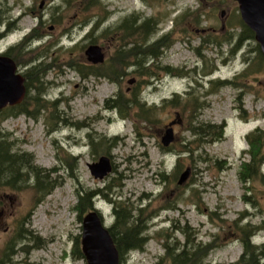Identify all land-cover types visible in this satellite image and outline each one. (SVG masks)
Masks as SVG:
<instances>
[{
  "label": "rangeland",
  "instance_id": "obj_1",
  "mask_svg": "<svg viewBox=\"0 0 264 264\" xmlns=\"http://www.w3.org/2000/svg\"><path fill=\"white\" fill-rule=\"evenodd\" d=\"M134 13L159 21L160 30L150 43L170 33L166 41L171 46L157 64L176 69V76L152 68L156 72L153 77L128 73L117 83L106 76L83 78L69 65L87 64L86 48L98 44L104 48L110 67L123 35L116 33L117 27ZM1 16L6 25L16 22L17 29L0 40V54L38 28L41 41L28 47L34 52L13 59L24 74L26 61L44 52L49 68L44 77L45 107L39 117H8L0 127L9 134L15 151L33 154L35 163L44 169H61L53 174L58 176L57 187L38 205L33 181L20 191L0 189V264H87L73 255L75 238L82 233L76 209L78 190L106 188L114 182L121 184L113 189L114 197L120 196L130 207L146 208L142 218L149 227L145 250L130 252L121 264H155L165 254L167 242L172 246L186 242L182 228L190 230L196 243L217 240L218 247L204 263L238 261L244 248L233 222L264 226V183H252L254 202L247 203L244 196L250 195V190L239 178L240 165L249 158L244 153L247 134L256 128L264 130V65L254 51L259 44L255 39L246 40L233 51L241 33L238 2L0 0V21ZM99 20L102 23L91 34ZM220 80L235 83L217 85ZM134 90L140 91L147 108H153L151 121L136 116L121 119L117 111L107 107V99L118 92L128 98ZM35 94L36 89L31 95ZM176 95L201 103L197 122L224 124L223 139L193 154L183 153L184 145L194 139L189 131L194 107L184 110L164 104V99ZM54 100L60 101L54 105ZM28 106L36 112L35 101L30 100ZM176 117L180 123L174 126V150L164 151L161 137ZM113 138H118L117 144L110 148ZM66 153L76 159L66 161ZM101 156L110 157L113 170L104 179H96L89 165ZM207 157L212 161H201ZM187 167L192 174L179 185V176ZM261 172L264 174V165ZM95 204L111 227L115 222L112 203L100 195ZM24 229L35 238L28 235L15 240ZM252 238L255 244L264 243V230ZM13 241L17 253L9 258Z\"/></svg>",
  "mask_w": 264,
  "mask_h": 264
},
{
  "label": "trees",
  "instance_id": "obj_2",
  "mask_svg": "<svg viewBox=\"0 0 264 264\" xmlns=\"http://www.w3.org/2000/svg\"><path fill=\"white\" fill-rule=\"evenodd\" d=\"M102 23V20L96 24L91 34ZM241 26V33L238 34V41L233 51L238 50L246 40L255 39L254 32L239 19ZM17 29V23L12 22L8 25L2 20L0 21V40L7 34ZM38 28H34L31 33L27 34L24 39L9 47L5 55L16 58L19 55L28 56L34 52L33 49L28 47L34 42H39L42 39V34L39 33ZM160 30L159 21L155 17H145L143 14L134 13L126 17L122 23L117 27L116 33H122L120 43L116 47L115 56L113 58V64L107 67V62L103 64L93 65L82 64L77 66L72 63L71 67L76 69L83 78L89 76L100 77L106 76L113 82H121V79L128 73H135L138 76H150L156 75V72L152 68L161 69L168 75L173 74L176 69L170 66H160L158 61L163 57L165 50L171 46L169 41H166L170 33H166L160 36L158 39L150 43L151 37L158 33ZM110 33L106 30L105 33ZM227 41V40H226ZM227 42L231 43V40ZM217 45H222L219 43ZM28 49V50H27ZM254 51H258L261 64L264 65V58L261 57L260 45L256 44ZM41 52V51H40ZM41 52L39 55H35L26 61L28 65L27 70L23 74L26 78L27 96L25 100L16 106H9L3 110H0V125L4 119L8 117H14L21 114L33 116L38 118L42 107H45L43 97L45 96L46 89L44 88V77L47 73L49 66L46 64ZM152 60V63L148 64ZM128 69H132L130 72ZM250 68L245 70L243 74L248 73ZM211 74V73H210ZM182 75V74H177ZM214 84V81L210 82ZM217 85L231 84L235 82H229V80L218 81ZM36 89L37 94L31 95ZM210 93L209 91L207 94ZM33 100L37 103L36 112H32L29 109L28 103ZM60 100H54L53 104L57 105ZM164 104L177 105L187 110L190 106L194 107L193 117L189 120V131L194 137L193 141H188L184 148L181 150L183 153L191 154L196 151L203 150L208 143H214L220 141L224 137V124L218 125L213 123L197 122L201 103L196 98L181 100L179 95H176L172 99H164ZM106 105L110 109H114L118 112L122 119H126L129 116H136L143 121H151L153 116V108H147L145 102H141L140 91L134 90L129 93V97L122 91L118 92L114 98H109L106 101ZM136 112H132L133 109ZM248 142V149L244 151L248 155V159L242 161L239 169V178L243 184L250 190V195H245L247 203H253L252 183L259 180L264 183V174L262 172V166L264 165V130L256 128L249 132L246 136ZM118 138L110 140V148L117 144ZM193 143H197L195 147ZM173 145L168 148H163L165 151H173ZM69 158L76 159L72 154L66 153V161ZM212 161L211 158H203L201 161ZM214 162H219L215 160ZM72 169L70 166H68ZM59 168L44 169L35 163V157L28 152H17L14 150L13 141L10 140V136L4 133L0 127V189L6 188L15 191L23 190L28 186L31 181L33 185L31 187L35 190L36 205L44 201L58 185V176L53 177V174H57ZM73 174V172H72ZM163 178H166V174H162ZM75 176V174H74ZM120 183L108 184L106 188L98 189H85L78 190L79 201L76 205L78 212V219L82 222V215L86 214L90 210H95V198L103 196L107 198L113 205L115 222L110 227L111 234L115 240L116 246L120 253L121 262L125 260V256L129 255L133 251H143L147 243L149 242V236L147 232L149 230L148 225L142 218L146 211V208L130 207L120 196L114 197L113 189L120 187ZM175 206L171 207L174 208ZM136 212V214H135ZM247 215V214H246ZM245 215V216H246ZM156 215L151 216L154 219ZM29 219L26 218V220ZM241 220L233 222L235 230L239 233V239L242 243L244 251L238 261L232 264H264V243L255 244L253 242V236L257 231L264 230V226L258 227L253 224L247 223L243 226L240 225ZM186 236V242L178 244L176 246L170 245L169 242L165 244V254L158 257V261L155 264H206L204 263L207 256L218 247L216 239L211 240L208 243H196L191 238V232L187 228H182ZM31 235L35 238V235L31 231L26 229L17 233L15 240L28 237ZM14 240V241H15ZM9 244V251L7 256L10 258L15 253V242ZM25 246L22 247L24 249ZM73 255L77 259L85 260V256L82 250L81 235L75 238L73 246Z\"/></svg>",
  "mask_w": 264,
  "mask_h": 264
},
{
  "label": "water",
  "instance_id": "obj_3",
  "mask_svg": "<svg viewBox=\"0 0 264 264\" xmlns=\"http://www.w3.org/2000/svg\"><path fill=\"white\" fill-rule=\"evenodd\" d=\"M243 22L254 32L255 40L260 45L264 58V0H236ZM45 1L41 2V7ZM224 14V12H222ZM85 55L88 63L103 64L106 60L104 48L90 44ZM135 79L130 80L133 84ZM27 96L26 78L19 71L15 60L8 55L0 54V110L21 104ZM180 123L176 117L170 121L161 137L162 146L170 147L176 140L174 126ZM91 174L96 179H104L112 172L113 166L108 156H101L99 161L89 165ZM192 174L187 167L179 176L177 183L184 185ZM81 244L87 264H121L120 253L115 240L97 210H90L82 219Z\"/></svg>",
  "mask_w": 264,
  "mask_h": 264
}]
</instances>
